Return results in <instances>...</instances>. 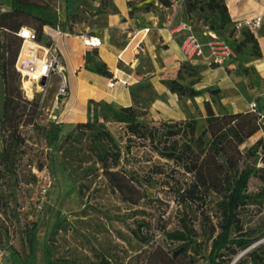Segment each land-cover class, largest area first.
Masks as SVG:
<instances>
[{"label": "trees", "instance_id": "1", "mask_svg": "<svg viewBox=\"0 0 264 264\" xmlns=\"http://www.w3.org/2000/svg\"><path fill=\"white\" fill-rule=\"evenodd\" d=\"M140 1L145 2L143 7H138L137 1L128 2L131 18H135L139 11L145 13L153 11L154 2L162 7H171L178 0ZM106 3L102 2V6ZM185 4L187 12L193 15L198 25L197 32L200 36L204 31L215 32L221 36L223 31L230 29L231 33L236 35L237 44L234 46L229 42L236 52L232 62H237L248 55L257 58L262 56L254 33L248 29L238 32L232 23L226 0H185ZM1 5L2 0H0ZM101 13L103 7L96 12V14ZM215 14L218 15V21L215 20ZM71 19L72 15L63 20L61 14L47 0H10V10L0 11V79L4 84L3 116L0 118L2 137L0 182L2 179L6 181L17 178L16 162L24 153L21 127L38 128L35 119L37 106L35 107L33 102L24 100L21 92V77L15 70L24 43L18 33L22 28L31 29L36 33L39 43L51 45V42L44 41V29L50 27L67 32ZM249 45L252 52L248 54L245 51ZM85 67L102 76L113 77L94 47L86 52ZM195 73L196 79L185 84L187 76L193 77ZM199 82L197 67L191 61L184 62L175 77L168 75L163 80L170 92L178 95L179 98L191 99L204 94V90L195 88ZM205 91L210 94V100L204 102L206 127L199 134L196 117L159 122L143 120L142 116L147 114L145 110L154 100L156 92L152 84H140L131 88L134 105L115 108L107 102L91 100L87 122L77 123L67 134H62L59 123H52L45 139L48 147H53L63 138L67 143L79 133L87 132L97 158L102 160L108 157L116 164L115 169L103 168L101 175L106 180L107 186L129 206L128 209L131 211L126 215L136 214V210L133 209L141 205L146 195V187L151 186V179L147 180L137 169H129L126 166L124 163L126 157L133 154V150L136 149L138 153L142 152L141 158L146 159L145 161H152L156 155L172 162L174 171H182L183 174L190 175L186 182L180 183L176 179H172L173 182H166L172 189L178 205L183 208L200 205L204 204L210 194L217 196L215 204L217 224L214 226L217 234L208 255L209 264H264V241L257 243L264 238V233L253 236L244 231L239 213L241 208L264 200V186L255 194L248 192L250 179L260 171V168L255 169L250 160L260 151L264 152L263 119L257 111L229 112L220 102L219 89L209 88ZM151 94L152 99L149 96ZM216 104L223 108L222 112L214 110ZM139 107H143L142 112H138ZM108 123L121 125L124 134H114L109 129ZM259 132L262 135L243 151L241 147ZM137 155L133 154V157ZM86 163L89 164L90 161ZM154 167L157 171L154 173L164 174L161 166ZM93 174H99L94 164L82 168L80 175L69 173L78 186L82 208L72 214L76 221L65 218L54 226L45 243V264H125L117 250L120 247L117 241L122 237L119 232L113 244L115 252L111 255L96 245L102 229H106L104 221L120 222L125 214L115 212L112 216H107L99 212L103 207L102 202H91L88 198L84 201L89 189L88 180ZM260 177L264 184V175ZM85 180L87 182H84ZM2 195L0 184V246L11 232L17 233L20 241L29 243L37 228L36 222L22 224L17 215L15 224L13 225L12 222L9 224L10 215L4 208L7 205L2 202ZM163 234L167 240L179 244L171 253L164 251L163 246L156 243L157 234L151 223H147L145 229L142 228V223L130 229V238L133 241L143 246H153L147 264L151 257L161 256L160 264H169L192 250L196 253L201 252V246L195 239L197 232L185 218H182L180 227L174 230L163 229ZM71 237L74 238L77 246L67 244V248H64L62 243ZM61 247L63 250L60 252ZM241 254L242 256L234 262Z\"/></svg>", "mask_w": 264, "mask_h": 264}, {"label": "rangeland", "instance_id": "2", "mask_svg": "<svg viewBox=\"0 0 264 264\" xmlns=\"http://www.w3.org/2000/svg\"><path fill=\"white\" fill-rule=\"evenodd\" d=\"M102 2L108 4L110 0H103ZM5 4L6 0H2L0 11L6 10ZM214 17L218 21V15L215 14ZM103 25L104 21L95 19L92 12L77 5L72 13L68 32L76 35L95 34L98 28ZM220 37L234 46L237 44L236 35L231 33V29L223 31ZM245 52L248 54L252 52L251 45ZM42 55L39 50L37 57L41 58ZM18 59L15 70L21 77V92L24 100L33 102L34 106H37L35 119L38 128L32 129L29 126H22L20 129L24 139L22 147L24 153L21 159L16 162L17 178L6 179V181L2 179L0 182L3 194L2 202L7 205L4 208L10 215L9 224L12 222L14 225L18 215L22 224L35 221L37 228L29 243L20 241L17 233L11 232L8 237H5L0 246V264H45V243L54 226L65 218L76 221L72 214L82 208L78 186L69 173L80 175L82 168L90 164H94L98 168L99 174H93L88 180L89 189L84 201L88 198L91 202H102L103 207L99 212L107 216H112L115 212L125 214L120 222L104 221L106 229H102L99 241L96 242L97 246L111 255L115 252L113 244H115L116 234L119 232L122 237L117 241L120 244L117 250L122 261L125 264H147L153 246H143L137 241H133L130 238V229L135 228L138 223H142V228L145 229L147 223H151L157 234L156 243H160L164 251L171 253L178 248L179 244L167 240L163 234V229L174 230L180 227L182 218H185L187 223L197 232L195 239L201 246V252L196 253L192 250L169 264H209L208 255L213 239L217 234V229L214 228L217 224V215L215 214L217 196L210 194L204 204L189 205L183 208L178 205L172 189L168 187L166 182H173L172 179L179 180L180 183L186 182L190 175H185L182 171H174L172 162L156 155L152 161H145L146 159L141 158L142 152L138 153L135 149L133 154H138L137 157H133L131 154L126 157L124 163L129 169H137L147 180L151 179V186L146 187V195L141 205L133 209L136 210V214L133 216L126 215L130 214L129 206L122 202L119 195L107 186L106 180L101 175L103 168L115 169L116 164L108 157L102 160L97 158V153L94 151L87 132L79 133L76 138H72L67 143L63 138L53 147H48L45 139L46 132L52 123L59 122L62 102L66 99V97L58 96L60 77L52 75L42 86V80H32L31 75L33 74L26 71L29 69L27 67L29 55L24 54L20 60L19 67L22 71L18 69ZM195 79L196 73L193 77L187 76L185 84ZM149 96L151 99L153 98L152 94ZM3 101L4 84L3 80L0 79V118L3 116ZM145 105L146 103H144ZM28 106L30 105L28 104ZM143 107H139L138 112H142ZM222 109L219 104L214 105L216 112H222ZM194 117L198 119L197 133L199 134L206 127L205 109L203 113L197 112ZM108 127L116 135L124 134L121 125L108 123ZM260 134L261 132L250 138L241 149L246 151ZM1 145L2 137L0 136V147ZM86 161H90V163L87 164ZM250 163L255 169L260 168V171L250 179L248 184V192L255 194L264 186L260 177L262 174L264 175V152L260 151L250 160ZM154 166H161L164 174L157 175L154 173L157 172ZM40 167L41 169H39ZM239 213L244 231L253 236L264 233V200L241 208ZM263 241L264 238L257 243ZM65 242L62 243L64 248H67L69 244L77 246L73 237L68 238ZM63 247H61L60 252ZM161 262L162 257L156 256L150 258L149 264H160Z\"/></svg>", "mask_w": 264, "mask_h": 264}, {"label": "crops", "instance_id": "3", "mask_svg": "<svg viewBox=\"0 0 264 264\" xmlns=\"http://www.w3.org/2000/svg\"><path fill=\"white\" fill-rule=\"evenodd\" d=\"M47 1L63 20L80 5V8L92 12L95 19L104 21L95 34L76 35L50 27L44 29V41L51 42L64 61L63 76L69 92L62 102L58 122L62 134H67L77 123L87 122L91 100L107 102L115 108L134 105L131 88L140 84H152L156 92L145 110L147 114L142 116L143 120L190 119L197 112L203 113L204 102L210 100V94L205 90L213 88L220 90V102L229 112L251 111L250 105L255 103L264 124V22L254 32L262 53L260 58L248 55L237 62L216 66L211 63L209 49L205 47L203 54L191 61L200 76L195 88L204 90V94L193 99L179 98L170 92L163 80L168 75L175 77L181 65L189 61L182 51V43L188 35L185 27L198 31L193 15L187 12L185 0H178L171 7L154 2L153 11H139L135 18L129 15L128 2L137 1L138 7H143L145 2L110 0L109 4L102 6V0ZM226 5L234 25L264 14L263 0H226ZM4 7L5 11L10 10V0H6ZM101 7L103 13L96 14ZM201 35L205 42L208 36L204 32ZM91 37L101 40L96 49L99 58L113 74L112 78L86 69L85 55L92 50L86 41ZM122 79L127 83L118 81ZM112 81L116 83L110 87Z\"/></svg>", "mask_w": 264, "mask_h": 264}, {"label": "built area", "instance_id": "4", "mask_svg": "<svg viewBox=\"0 0 264 264\" xmlns=\"http://www.w3.org/2000/svg\"><path fill=\"white\" fill-rule=\"evenodd\" d=\"M263 22L264 14H261L253 18L246 19L244 22L236 24L235 27L238 32H240L242 29H248L254 33L262 26ZM185 29L188 30V35L182 43V51L187 60L193 61L197 57L201 56L205 47L209 49L211 63L216 66H223L225 63L230 62L236 57V52L232 45L220 37L217 33L204 31V35L208 36V39L204 42L202 35L200 36L193 28L185 27ZM56 31L61 32L57 29ZM18 35L24 41L18 59V69L22 71V69L19 67L20 60L24 54H28L29 59L27 67L31 70L39 67L37 71L38 74L31 75V79L34 81H41L44 77L48 79L52 75H57L60 77L58 96L63 98L67 97L69 91L67 82L63 76L64 61L61 55L56 52L51 45L39 43L37 41L36 33L31 29L22 28ZM86 44L89 47L98 48L101 45V40L97 37H91L86 41ZM39 50L43 54L41 58L37 57ZM118 81H120L122 84L127 83V80L125 79ZM115 83L116 82L112 81L109 86L113 87ZM250 108L251 111H257L255 103H252Z\"/></svg>", "mask_w": 264, "mask_h": 264}, {"label": "water", "instance_id": "5", "mask_svg": "<svg viewBox=\"0 0 264 264\" xmlns=\"http://www.w3.org/2000/svg\"><path fill=\"white\" fill-rule=\"evenodd\" d=\"M46 81H47V79L44 77V78L42 79V81H41V85L44 86V85L46 84ZM241 256H242V254H241L240 256H238V257L235 259L234 262H236Z\"/></svg>", "mask_w": 264, "mask_h": 264}, {"label": "bare ground", "instance_id": "6", "mask_svg": "<svg viewBox=\"0 0 264 264\" xmlns=\"http://www.w3.org/2000/svg\"><path fill=\"white\" fill-rule=\"evenodd\" d=\"M23 57V56H22ZM39 69V67L38 68H34V69H32V70H26V71H30L33 75H37L38 74V72H36L35 70H38Z\"/></svg>", "mask_w": 264, "mask_h": 264}]
</instances>
